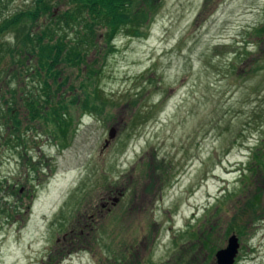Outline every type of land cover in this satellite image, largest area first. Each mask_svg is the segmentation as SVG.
<instances>
[{"label": "rangeland", "instance_id": "obj_1", "mask_svg": "<svg viewBox=\"0 0 264 264\" xmlns=\"http://www.w3.org/2000/svg\"><path fill=\"white\" fill-rule=\"evenodd\" d=\"M159 2L95 66L107 101L72 110L67 140L29 118L37 81L0 71L25 141L0 116V264H217L232 235L234 264H264V0Z\"/></svg>", "mask_w": 264, "mask_h": 264}, {"label": "trees", "instance_id": "obj_2", "mask_svg": "<svg viewBox=\"0 0 264 264\" xmlns=\"http://www.w3.org/2000/svg\"><path fill=\"white\" fill-rule=\"evenodd\" d=\"M159 1L63 0L66 9L57 12L53 0H32L26 8L6 14L0 0L1 75L3 70L16 66L15 76L37 81L38 92L23 99L31 121H41L44 128H53L56 137L59 134L67 140L72 110L99 114L107 99L96 82L101 75V70L95 71L97 65L105 60L106 54L116 51L118 35H142L150 18L149 23L153 21L152 17L157 13L154 8ZM208 1L205 7L209 5ZM249 35L255 39L258 48L263 46L264 23L254 27ZM65 67L78 69V77L71 80L65 74ZM79 78L76 85L74 82ZM78 91L83 92V96ZM15 93L13 90V98ZM16 104L17 101L0 95L3 125L6 128L9 124L12 126L18 145L25 141L21 132L22 121L18 112L15 113ZM262 148L264 150V138L254 147L251 170L258 165L264 171Z\"/></svg>", "mask_w": 264, "mask_h": 264}, {"label": "water", "instance_id": "obj_3", "mask_svg": "<svg viewBox=\"0 0 264 264\" xmlns=\"http://www.w3.org/2000/svg\"><path fill=\"white\" fill-rule=\"evenodd\" d=\"M116 129L113 127L109 131V139L107 140L106 146L109 144V141L115 137ZM117 201V199H115ZM240 249L239 239L232 235L228 239V245L226 248L219 250L216 253L217 264H234L238 256Z\"/></svg>", "mask_w": 264, "mask_h": 264}, {"label": "flooded vegetation", "instance_id": "obj_4", "mask_svg": "<svg viewBox=\"0 0 264 264\" xmlns=\"http://www.w3.org/2000/svg\"><path fill=\"white\" fill-rule=\"evenodd\" d=\"M122 195V194H121Z\"/></svg>", "mask_w": 264, "mask_h": 264}]
</instances>
